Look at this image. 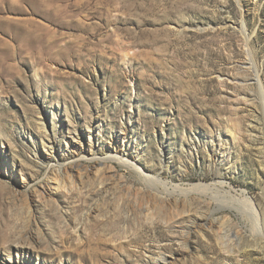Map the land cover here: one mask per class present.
<instances>
[{
	"label": "rangeland",
	"instance_id": "374dc122",
	"mask_svg": "<svg viewBox=\"0 0 264 264\" xmlns=\"http://www.w3.org/2000/svg\"><path fill=\"white\" fill-rule=\"evenodd\" d=\"M81 145L148 181L113 161L122 183L57 191ZM138 198L181 208L148 220ZM159 256L264 264V0H0V264Z\"/></svg>",
	"mask_w": 264,
	"mask_h": 264
},
{
	"label": "bare ground",
	"instance_id": "6f19581e",
	"mask_svg": "<svg viewBox=\"0 0 264 264\" xmlns=\"http://www.w3.org/2000/svg\"><path fill=\"white\" fill-rule=\"evenodd\" d=\"M237 130V129H236ZM236 133V132H234ZM236 135V134H235ZM123 140V139H122ZM123 142V141H122ZM82 152V145L77 147H72V157L70 158L69 164L66 165H58L59 167L55 170V172L52 173L54 176L52 178V182L55 183L54 187L57 191H63L70 193L74 189H78L79 186L82 184L88 183V181H92L99 187L105 188V180L108 176V174H113L112 177H114L116 180L114 182H118L119 184L123 182L124 178L119 175L112 164L113 161L120 162L121 164H124L126 166H129L132 168L138 176H140L142 181L147 182L148 181V174L145 170H143L141 167L137 166L135 163L130 162L127 158H122L123 156H118L116 154H112L110 156L105 157H98L93 159H88L87 156H84L83 159L86 160V162H91V164H86L85 162H80L79 159H76L75 155H81ZM121 152V151H120ZM158 183H162L161 179L157 180ZM215 184V183H214ZM218 184V183H217ZM222 187H226L227 184L225 182L220 183ZM164 186V183H163ZM215 185L205 184V183H199V184H193L190 188H182V187H174V192H179L182 194H190L191 192L197 190V189H207ZM164 188V187H163ZM165 188L168 189V187L165 186ZM223 189V188H222ZM169 190V189H168ZM167 190V191H168ZM127 193H131L130 189L126 190ZM202 192V190H200ZM207 191V190H206ZM231 190H227L229 193ZM172 193V192H171ZM170 193V194H171ZM43 200L45 199V196L43 194H39ZM243 203L246 204L250 214L256 218H258V212L252 202V200L243 192ZM243 198V197H242ZM139 199V198H138ZM145 199V198H144ZM148 199V198H147ZM152 199V198H151ZM165 199V198H164ZM177 200V199H176ZM135 201V199H134ZM169 201V200H168ZM164 202L153 204L149 202L148 200H137L133 203V206L138 210L139 214L143 215L144 218L148 220L153 219V215L156 210L165 211L167 209H174L177 212L180 211L181 205L178 203V201H171V202ZM182 204V203H181ZM157 205V206H156ZM25 211L28 216V222L30 223L29 226L26 229L24 236L29 235L26 237V239H22L24 241V244H27L28 246L34 241H36V238L33 234L32 226L35 225V211H34V201L33 200H27L25 201ZM185 213V212H184ZM166 225H168L171 221V219H165L163 220ZM206 225H209L208 223H205ZM173 225V224H172ZM171 225V226H172ZM168 227V226H167ZM160 261L164 262L166 264V259L160 257ZM159 263V262H158ZM161 264V263H159Z\"/></svg>",
	"mask_w": 264,
	"mask_h": 264
}]
</instances>
